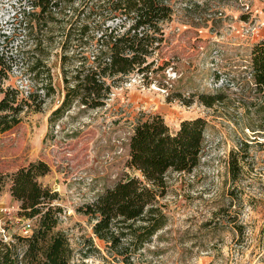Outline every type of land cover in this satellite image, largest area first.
<instances>
[{"label":"rangeland","instance_id":"rangeland-1","mask_svg":"<svg viewBox=\"0 0 264 264\" xmlns=\"http://www.w3.org/2000/svg\"><path fill=\"white\" fill-rule=\"evenodd\" d=\"M163 1L171 14L159 23L161 39L146 69L114 79L103 105L74 99L50 120L66 91L64 71L70 76L101 28L120 19L99 11L96 0H67L54 17L44 14L47 21L32 14L29 0H0V45L15 57L9 81L41 98L38 109L21 112L16 127L0 131V174L37 159L48 164L38 180L57 192L55 229L68 237L72 264H264V85L251 73L264 43V0ZM83 22L90 30L81 37ZM48 84L53 89L43 88ZM215 91L224 98L210 106L198 98ZM153 113L171 131L185 118L206 120L200 161L191 171L167 172L155 201L165 221L123 260L80 208L133 173L129 137ZM2 178L5 231L30 234L37 218L20 213ZM17 249L21 254L23 247Z\"/></svg>","mask_w":264,"mask_h":264},{"label":"trees","instance_id":"trees-1","mask_svg":"<svg viewBox=\"0 0 264 264\" xmlns=\"http://www.w3.org/2000/svg\"><path fill=\"white\" fill-rule=\"evenodd\" d=\"M65 1L29 0V4L36 18L42 15L40 19L47 21L46 17H54V10ZM96 1L101 3L99 11L110 18L118 16L120 21L101 28L90 44V53L78 55L79 62L70 76L64 71L66 91L61 103L51 111L50 120L74 99L89 107L103 105L114 79L134 70H145L149 64L147 57L161 39L157 33L159 23L171 14L170 5L163 0ZM89 26V22L80 24L81 37L89 32ZM66 49L61 55L63 69L70 56ZM14 61L13 54L0 45V131L16 127L22 119V111L38 109L41 103L39 94L32 90L24 93L9 81ZM251 67L256 84L263 86L264 43L254 52ZM44 87L53 89L50 84ZM47 91L46 88L45 93ZM198 98L210 106L222 100L224 94L219 91L199 93ZM205 125L202 116H195L182 119L179 127L171 131L159 113L137 121L129 137L127 160L133 173H126L80 208L94 219L93 233L109 248L123 254V260L163 225L165 215L155 201L164 193L167 172L191 171L199 163ZM48 170V164L37 159L0 174V179L8 177L9 191L20 202V213L37 218L30 234H11L8 239L0 236V264H72L68 237L64 231L55 229L60 206L52 202L57 192L38 180ZM230 170L235 175L237 170L234 171L233 164ZM19 246L23 247L21 257Z\"/></svg>","mask_w":264,"mask_h":264},{"label":"built area","instance_id":"built-area-1","mask_svg":"<svg viewBox=\"0 0 264 264\" xmlns=\"http://www.w3.org/2000/svg\"><path fill=\"white\" fill-rule=\"evenodd\" d=\"M5 212H9V210L7 209V207L5 206H0V214H4ZM3 225V226H2ZM27 226H29L30 224L27 223ZM0 236L3 239H8L11 235V233H6L5 228H4V220L2 219L1 215H0ZM21 256V254H20Z\"/></svg>","mask_w":264,"mask_h":264}]
</instances>
